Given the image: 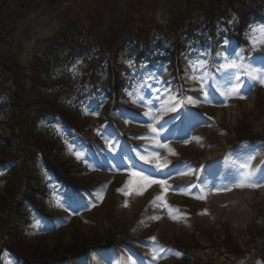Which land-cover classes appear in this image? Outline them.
I'll return each instance as SVG.
<instances>
[{"label": "rangeland", "instance_id": "374dc122", "mask_svg": "<svg viewBox=\"0 0 264 264\" xmlns=\"http://www.w3.org/2000/svg\"><path fill=\"white\" fill-rule=\"evenodd\" d=\"M94 1L78 0L76 7H73L72 0H62L54 8L44 0H35L37 6L35 11L30 12L29 17L26 14L20 20L18 31L10 32L8 36H5L6 44H0V50L16 55L14 51L16 48V59L24 68H28V59L34 55L32 53L36 52V48L41 49V41L70 23L69 18L67 22L62 21V18L72 16L76 12L85 23L86 20L88 23L90 20L88 14L91 12L90 7ZM110 2L121 12L124 9L121 6L123 2L129 3L133 18L143 23H162L170 18L169 11L171 13L177 11L169 3L171 0H111ZM185 3L186 0H180L179 8L187 9ZM22 4L17 0L13 5L10 4L8 11L14 9L18 12ZM246 43L243 49L248 57L243 63H250L256 68L264 67L259 60L264 53V46L258 51H248L247 49L250 48L248 39ZM229 47L230 50L217 60L218 64L226 62L224 57L235 58V51L242 49V46H237L236 43H231ZM201 60L209 62L208 58H201ZM237 63L241 61L237 60ZM209 70L207 66L208 74L202 82L191 78L193 69L191 70V74L186 77L187 94L181 100L177 92L169 87L168 81L164 82L163 79L168 76L165 69L151 72L143 67L139 70L138 80L143 82L150 78L147 83L151 91L146 92L144 84H141L137 92L139 97L130 99L129 96L122 95V99L126 102L121 104L122 110L115 115L114 125L120 133H130L135 143L139 145L147 143L152 147V151L149 148L143 149L145 153L142 149L139 150L141 156L150 163H145L141 159L142 163L147 164L143 169H136L127 157L125 162L129 165L122 163L119 154L125 151V147L120 148L119 143L113 141L112 136L104 133L106 129L99 122H94L96 118H91L90 126L82 132L81 137L88 142H99L100 149L96 151L100 150V154L96 152L97 158H94L91 153L92 163L87 171L86 169L81 170L73 188L76 190V195L79 194V199H84L82 194L90 195L91 190L96 191L95 196L89 201V206L79 203L76 206L72 205L71 209L67 210V217L63 221L53 228L41 230L36 235L37 240H30L29 244L35 245L40 239L48 249H52L59 243L69 247L75 237L79 239L82 236L100 234L101 241L97 242V247L102 254L116 251L115 246L119 247L118 249L128 250V246L135 243L134 239L125 240L123 244H118L120 241L118 239L114 242V246L104 247L107 243L105 238L108 225L114 226L116 230L122 227L129 229L134 226L136 215L140 216L145 213L146 226L136 231H139V234H153L155 238L150 240L151 247L147 245L146 249L140 250L143 256L150 260H152V254L156 252L159 259L152 260L151 264H187L195 259L213 261V258L209 257L211 255L220 259V254L210 255V252L207 257L191 256L186 259V257L178 256L171 249H167L164 243L174 242L181 236L187 237L197 232L201 236L203 230L216 237L221 224L231 227L233 236L239 239L238 242L243 248L255 246V243H250V240L254 241L257 233L264 231V186L238 187L233 178L239 174L241 165L251 154L255 155V159L251 161L252 168L257 169L258 175L264 174V143L256 141L253 145L240 144L231 152H227L223 158L214 159L219 157L222 149L230 145L231 140L235 139V136L229 135L223 127H235L243 119V114L249 113L257 116L259 119L256 122L248 119L250 128L256 133L264 134V119L258 116L259 113H255L260 103L257 101V96L259 94L264 96V86L257 84L252 87L244 99L237 98L235 94L225 96L223 94L224 70L220 68L219 73L212 74V76ZM202 71L203 69L196 70L195 75L199 77ZM241 79L246 80L243 75ZM156 89L160 91L157 92ZM204 93H208L210 102H205ZM141 96H143V101H141ZM189 97L198 101L196 104H190L191 107L213 117L219 126H213L211 123L202 125L198 117L189 116L182 120V125L177 126L175 123L181 111L182 102L187 101ZM169 99L177 103L175 111L166 110L164 102ZM145 113L151 115H145ZM168 118H172V121L166 123ZM179 121L181 122V118ZM149 125L156 131L152 132ZM168 132H172V135ZM158 145H166V147ZM89 147L88 143L78 144L75 147L76 150L71 149L70 152L72 155L76 151L79 152L81 159L84 160L86 152L83 148L89 149ZM183 155L193 164H186L183 161ZM75 157L76 160L69 162L70 166L75 167L74 165L80 162V158ZM158 163L166 167L157 169ZM133 172L151 173L150 178L163 182L164 187L162 188L160 183L145 184L139 177L132 176ZM185 172L188 174L181 175ZM121 189L124 191H118ZM124 192L129 194L125 195ZM138 192L142 194L138 195ZM154 195L156 198L152 202ZM51 197L53 198V195ZM59 197L56 196V199H53L57 201ZM65 202L67 203V200ZM59 204H64V202H59ZM93 204L95 207H92ZM172 205L180 206L182 211L172 208ZM54 209L56 210V207ZM153 217H158V219H153ZM111 222L113 225L110 224ZM123 255L128 259L132 258L131 264L132 261L136 264L142 262L141 259L128 253ZM107 259L109 264H120L119 260L113 262L110 256ZM7 263L12 264L9 261ZM239 264H250V260L245 258ZM257 264L263 263L258 260Z\"/></svg>", "mask_w": 264, "mask_h": 264}, {"label": "trees", "instance_id": "16d2710c", "mask_svg": "<svg viewBox=\"0 0 264 264\" xmlns=\"http://www.w3.org/2000/svg\"><path fill=\"white\" fill-rule=\"evenodd\" d=\"M9 1L10 0H0V35L6 29L3 26V19L10 16H5V10ZM230 1L232 3V8L237 13L239 18V27L245 26L247 22L253 17L264 19V0ZM225 3H227L226 0H221V2L220 0H213L206 3L208 19L211 20L216 15L222 14V12H224V5H226ZM12 16H14L13 13L11 15V21H13L15 18H12ZM96 19L99 22L102 21L101 18ZM118 45L119 42L114 41L109 45V48H104L105 50H102L100 47H98V50L93 46L94 51H96L97 59L93 61V64L89 68H100V72H102L104 68H106L108 72L114 70L116 49ZM85 46L91 47L90 42ZM37 65L41 72V79L51 82L56 77H59L58 73H52L51 71L46 72L47 69L51 68L49 63L38 62ZM0 70L3 74L9 73L12 75L15 84V86L12 87V92L8 93L7 91V93H4L6 95L3 102L0 104V114L3 113L4 108L6 114V117H4L5 119L0 121L2 122V134L0 138V163L8 159L17 161V167L11 171V184L7 187L5 192L0 195V212L6 214L5 219L0 221V228H2L4 231H7L9 227L14 229L16 226V222L12 220V224L8 222V216L11 214L18 217L20 214V197L17 199V195L24 192L26 185L30 183L29 180L32 181L30 174H32L33 161L35 160L36 156H42L49 168L55 165L59 167H63L64 165L62 162L58 161L56 153L52 152L54 150H58L55 144L48 143L43 137L37 134L38 129L36 124V122L40 119H45L52 116H61L64 110L57 103L55 94H58L57 92L60 91L64 92V90L62 89L63 80L53 83V86L49 87L45 81H42L37 76H33L34 78L31 77L32 81H37L42 86H44V88L40 87L38 92H36L35 88L29 83L30 81L28 79H24V74L21 69H18L17 63L14 61L13 57L11 56L9 58L3 52H0ZM94 73L98 72L94 69ZM112 77L114 81L117 80L115 76ZM108 81L110 84L111 77L109 76ZM1 86L2 85H0V87ZM56 89L58 90L56 91ZM75 123L76 122L73 121L72 126H74ZM242 130L244 132H241ZM242 130L240 132L237 131L236 133L244 137L247 135V133H245L247 129L245 126H242ZM19 168L21 169V172H19ZM89 243L93 242L90 240ZM195 243L198 242L196 241ZM195 247L197 246L195 245ZM76 251L77 249L70 245V247L64 252L71 254L75 253ZM58 253L59 251L54 249L50 251L49 256L54 258L58 255ZM41 254L42 257H44L47 256L48 253L41 252Z\"/></svg>", "mask_w": 264, "mask_h": 264}, {"label": "snow or ice", "instance_id": "6c2138e0", "mask_svg": "<svg viewBox=\"0 0 264 264\" xmlns=\"http://www.w3.org/2000/svg\"><path fill=\"white\" fill-rule=\"evenodd\" d=\"M248 39L250 48L247 49L248 51H258L260 47L264 46V26H261L259 28H254L251 30L250 34L246 37ZM244 49H240L239 51H235L234 56L235 58L229 59L228 57H224V60L226 61L223 65H220L224 72V85H223V94L225 96H230L232 94H235L237 98L244 99L247 94L250 93L252 87H255L257 84L260 86H264V67L262 68H256L252 67V65L244 64L243 61L245 57L243 56ZM237 60H240L241 63H237ZM259 60L262 65H264V56L259 57ZM193 68V75L192 79L197 80V82H202L207 77V62L204 60H199L196 63H193L191 65ZM197 69H203L200 76L197 77L195 75V71ZM242 70V71H241ZM244 76L246 80L241 79V76ZM243 89V91H241ZM157 92L160 91V89H156ZM205 102H210L208 93H204ZM157 99H159V96H157ZM141 101H143V96H141ZM166 110L175 111L177 107V103H173L171 99L166 100L165 102ZM184 103L188 104H196L198 103L197 100H194L193 98L189 97L187 101H184ZM145 115H151L150 113H145ZM149 128L152 132H155L156 129L152 128L151 125H149ZM160 147H166V145H158ZM75 155L77 158L80 157V153L76 152ZM140 159L144 160L145 163H150V161L146 160L145 157L141 156ZM158 159V158H157ZM255 159V155L251 154L247 157V160L241 165V170L239 174L233 178L234 183L238 187H251V188H257L264 186V174L258 175L257 169H253L251 165V161ZM118 167V165H117ZM162 167H166V165L157 164L156 168L160 169ZM188 173H181V175H186ZM132 176L139 177L141 181H143L145 184H151V183H160L161 187H164L163 182L152 180L151 173L147 174H141L138 172L131 173ZM118 191H124V190H118ZM125 195H128V192H124ZM142 194V193H137ZM102 199V197H101ZM159 199V197L157 198ZM59 206V205H58ZM127 206V204H125ZM92 207H95V204L92 205ZM153 219H158V217H153ZM155 238H153L154 240ZM151 259L153 261H156L159 259V256L154 252L152 254ZM129 260L131 261L132 258L129 257ZM132 264H136L135 261H132ZM143 264V262H141Z\"/></svg>", "mask_w": 264, "mask_h": 264}]
</instances>
